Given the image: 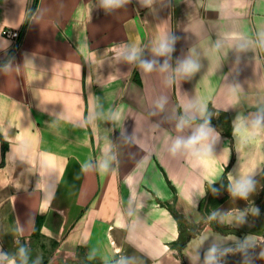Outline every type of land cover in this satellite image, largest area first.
<instances>
[{"label": "crops", "instance_id": "obj_1", "mask_svg": "<svg viewBox=\"0 0 264 264\" xmlns=\"http://www.w3.org/2000/svg\"><path fill=\"white\" fill-rule=\"evenodd\" d=\"M34 4L0 0L9 263L184 264L264 195V0Z\"/></svg>", "mask_w": 264, "mask_h": 264}, {"label": "water", "instance_id": "obj_2", "mask_svg": "<svg viewBox=\"0 0 264 264\" xmlns=\"http://www.w3.org/2000/svg\"><path fill=\"white\" fill-rule=\"evenodd\" d=\"M260 198L251 202L252 207L249 211L235 212L221 217L222 223L233 225L235 228L241 230V234L237 233H223L221 231H213L214 234L222 238H233L227 241H210L208 243H200V240L205 237V231H201L196 236L189 239L186 245L182 248L186 264H217L212 257L213 251L227 250L234 245H248V236H263L264 235V211L257 210L256 203ZM245 217L246 223H240V219ZM252 234V235H250Z\"/></svg>", "mask_w": 264, "mask_h": 264}, {"label": "rangeland", "instance_id": "obj_3", "mask_svg": "<svg viewBox=\"0 0 264 264\" xmlns=\"http://www.w3.org/2000/svg\"><path fill=\"white\" fill-rule=\"evenodd\" d=\"M221 222L222 221L216 218V220L209 221L206 226H197L196 229L191 230L187 234L188 240L196 236L203 230L205 231L207 229H210L219 232L220 230L217 229L215 225L218 223L222 224ZM179 254L184 264H186L182 250H179ZM212 257L215 258L217 264H264V235L260 236L257 241L249 243L248 245H234L227 250L214 251L212 252ZM0 263L10 264L9 258L5 255L1 245ZM12 264L22 263H20L19 261H14Z\"/></svg>", "mask_w": 264, "mask_h": 264}, {"label": "bare ground", "instance_id": "obj_4", "mask_svg": "<svg viewBox=\"0 0 264 264\" xmlns=\"http://www.w3.org/2000/svg\"><path fill=\"white\" fill-rule=\"evenodd\" d=\"M240 219V223H246V219H245V217H242V218H239ZM205 233H206V235H205V237H203L201 240H200V243L202 242V243H208V242H210V241H227L228 239H230V238H233L234 236H231V237H229V238H222V237H219V235H216V234H214L213 233V231L212 230H210V229H207V230H205ZM250 235H252V234H250ZM260 236H248V240H246V241H248L249 243H252V242H255V241H257L258 240V238H259ZM235 238V237H234ZM214 252V251H213ZM214 258V257H213ZM215 259V258H214ZM1 264V263H0ZM11 264V263H10Z\"/></svg>", "mask_w": 264, "mask_h": 264}, {"label": "flooded vegetation", "instance_id": "obj_5", "mask_svg": "<svg viewBox=\"0 0 264 264\" xmlns=\"http://www.w3.org/2000/svg\"><path fill=\"white\" fill-rule=\"evenodd\" d=\"M260 201H258L256 203V207H257V210L260 211V212H263L264 211V195L260 196ZM252 207V204H250L249 208L247 209V211H249ZM222 223V222H221ZM217 229H219L221 232L223 233H237V234H241V230L235 228L233 225H229V224H226V223H222V224H216L215 225Z\"/></svg>", "mask_w": 264, "mask_h": 264}, {"label": "built area", "instance_id": "obj_6", "mask_svg": "<svg viewBox=\"0 0 264 264\" xmlns=\"http://www.w3.org/2000/svg\"><path fill=\"white\" fill-rule=\"evenodd\" d=\"M2 34L4 37L13 40L14 42H19L22 36L21 30L9 28V27L4 28Z\"/></svg>", "mask_w": 264, "mask_h": 264}, {"label": "clouds", "instance_id": "obj_7", "mask_svg": "<svg viewBox=\"0 0 264 264\" xmlns=\"http://www.w3.org/2000/svg\"><path fill=\"white\" fill-rule=\"evenodd\" d=\"M246 189H247V182L237 185V191H239L241 195H244L246 193Z\"/></svg>", "mask_w": 264, "mask_h": 264}, {"label": "trees", "instance_id": "obj_8", "mask_svg": "<svg viewBox=\"0 0 264 264\" xmlns=\"http://www.w3.org/2000/svg\"><path fill=\"white\" fill-rule=\"evenodd\" d=\"M38 1H39V0H35V4H34L35 6H34V8L37 6ZM0 64H3V63H0ZM187 240H188V236L184 238V235H183V233H182V234L180 235V241H181V245H180V247H181V250H182V248L184 247V245H185V243H186Z\"/></svg>", "mask_w": 264, "mask_h": 264}]
</instances>
